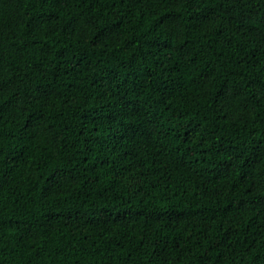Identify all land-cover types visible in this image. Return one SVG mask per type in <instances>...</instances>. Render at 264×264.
<instances>
[{
  "label": "trees",
  "instance_id": "16d2710c",
  "mask_svg": "<svg viewBox=\"0 0 264 264\" xmlns=\"http://www.w3.org/2000/svg\"><path fill=\"white\" fill-rule=\"evenodd\" d=\"M0 264H264V0H0Z\"/></svg>",
  "mask_w": 264,
  "mask_h": 264
}]
</instances>
